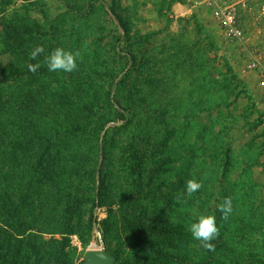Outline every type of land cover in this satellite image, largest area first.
I'll list each match as a JSON object with an SVG mask.
<instances>
[{"label":"rangeland","instance_id":"1","mask_svg":"<svg viewBox=\"0 0 264 264\" xmlns=\"http://www.w3.org/2000/svg\"><path fill=\"white\" fill-rule=\"evenodd\" d=\"M245 20V40L236 42L205 9L192 8L191 0H0L5 105H22L21 94L38 95L45 80L42 87L54 96L44 94L49 102L31 97L32 114L39 118L45 108L36 104H48L55 113L46 118L62 121L70 115L61 105L71 102L74 121L81 123V117L84 123L73 138L75 161L90 155L93 165L104 155L102 173L113 183L89 225L97 177L81 168L68 180L71 162L58 168V176L44 170L53 176L44 188L45 202L47 195L51 199L39 222L45 230L32 229L36 237L29 245L22 241L27 233L16 235L9 248L0 249L1 257L25 254L31 262L35 245L42 259L37 264H47L49 253L61 264H83L87 249L104 245L116 264L119 253L129 264H264V89L246 66L254 48L264 51V16ZM37 45L46 53L58 46L80 50L82 62L72 73L46 67L31 73L24 51ZM5 65H11V90L1 72ZM37 75L43 82H35ZM115 101L130 109V124H123ZM132 156L136 174L128 169ZM11 172L0 169V183ZM192 178L203 187L177 202ZM52 187L71 194L58 201ZM228 196L234 211L222 221L217 205ZM134 208L152 224L143 229L147 247L142 240L131 244V231L123 225V214ZM201 214L217 218L214 251L200 247L188 231ZM165 226L175 229L167 233Z\"/></svg>","mask_w":264,"mask_h":264},{"label":"trees","instance_id":"2","mask_svg":"<svg viewBox=\"0 0 264 264\" xmlns=\"http://www.w3.org/2000/svg\"><path fill=\"white\" fill-rule=\"evenodd\" d=\"M38 31L41 32L40 29H38ZM21 45L24 49H26L25 46H28V44L23 42L20 46ZM24 53L26 54L25 58L28 59H23V63L26 62L28 64L36 62L30 60L29 53L25 51ZM10 67L11 65L1 67V72L8 76L6 77L8 78V80L6 79V83L9 84H6L5 88L9 87L11 90L13 86L10 84L12 79L10 76H13V74L10 75V73H12ZM43 80L44 79L37 75L35 82L41 83ZM45 82L46 81L44 80V84H46ZM1 83L2 82L0 81V91L1 88H3ZM44 84L39 85L40 87L36 89V94H38L36 96L31 93L23 92L20 98L24 101L20 103L22 105L16 107H12V105L8 104L5 105L4 99L6 98H4V93L2 91L0 92V118L2 119V117L5 116L4 122L3 119H0V169L4 170L5 166L12 170L11 175L5 181V184L0 183V249H2L3 246L9 248L10 239L13 241L16 235H24L26 233L27 234L24 235L25 238L22 241L25 245H29L36 237V234L32 232V229L37 231L45 230V228L41 227L39 223L45 218V215L48 212V204L51 202L49 195H47V200L45 202V187L51 184L52 177L57 175L58 168H62L65 164L67 165L68 162L72 163V169L66 171V177L68 180H72L77 174H80L81 168L89 171L90 176L93 174L97 177V183L94 185V195L91 197L92 210L89 212V225H92L94 222L93 208L102 205L109 200L108 198H110L111 192L108 189L109 187L112 188L113 183L108 182L107 177L102 173L103 166L105 165V156L103 155L104 159L102 157V161L99 163H97V157L95 164L93 165L89 164L87 161L94 160L90 155H85V162L75 161L76 154L72 153V151L77 145L74 144L73 138L78 137L77 135L80 134L78 129H80L84 123L81 121V117H78V120H80L81 123L74 121L73 118L75 114H72V103L70 102L69 105H61L63 110L65 108V113L70 115L69 117L65 116V119H62V121L64 120L63 122L55 120L54 118L52 121H49L51 119L46 118L47 116L54 117L53 114L55 113V111L53 112L54 109L48 107V104H36L42 106L43 109L45 108V113L42 114V116L40 115L39 118L32 114V111L30 110L33 104L31 97L34 96V100L35 98H42L43 101L49 102L48 99L51 96H54L53 92H48L42 87ZM47 93L51 94V96L46 98L44 94L46 95ZM12 102L14 101L12 100ZM114 105H116L115 110L123 121V124H130L132 121L129 112L130 109L123 107L116 101L114 102ZM7 108H10L11 111H7ZM54 124L56 125L53 126ZM60 127L61 134L59 135L57 131L60 130ZM102 127V125H99L98 129L101 130ZM61 137L64 138V141L62 142H60ZM56 140L58 142V150L53 151L52 149L54 145H56L54 141ZM98 155L99 154H97V156ZM165 161H168V159ZM128 169L132 174L139 172L138 162L133 156L131 157ZM44 170H50L51 172L49 171L48 173L51 175L53 172V176H45L42 174ZM43 180L46 182L44 183ZM55 183H58V181H55ZM174 185H176V183H174ZM115 187L116 189H119V186ZM62 189L56 188L54 190V187H52L53 192H51V194L58 201H61L64 196L67 197L68 194H71L70 190L65 194H62ZM56 195L59 199L55 197ZM130 202L133 204L134 201L130 199ZM138 211L140 210L134 208L129 209L127 215L123 214V225L126 229L131 231V244L133 241V245H137L142 240L147 247L149 244L145 241V237L142 235L144 234L143 229L147 232L152 224L145 223L147 219ZM67 226L68 225L65 227ZM172 229L175 228L171 226L161 228L162 231L167 233L171 232ZM66 230L70 231L71 229L67 228ZM32 248L36 255L31 262L27 259V255L25 254H23L21 258L17 255L11 256L9 260L0 255V264L41 263L42 259L39 256L40 253L38 247L33 245ZM121 255L122 253H119L118 255L116 254V259H120L121 264H129L128 259L121 257ZM52 257L56 264H61L58 256L54 253H49V257L46 260L47 264ZM252 260H254V258H252Z\"/></svg>","mask_w":264,"mask_h":264},{"label":"clouds","instance_id":"3","mask_svg":"<svg viewBox=\"0 0 264 264\" xmlns=\"http://www.w3.org/2000/svg\"><path fill=\"white\" fill-rule=\"evenodd\" d=\"M29 58L31 61H36L27 64L28 71L31 73H36L41 67H46L49 72L72 73L78 70V61L82 62V53L80 50L73 51L59 46L46 53L44 46L37 45L30 51ZM202 187V181L195 178L188 179L183 193H178L176 196L177 202L181 200L182 195L190 198ZM217 210L221 213L220 219L227 221L234 211L232 197H224L217 205ZM188 231L193 240L199 242L200 247L208 251L215 250L213 241L219 238L220 227L217 225L214 214L199 215L189 225Z\"/></svg>","mask_w":264,"mask_h":264},{"label":"built area","instance_id":"4","mask_svg":"<svg viewBox=\"0 0 264 264\" xmlns=\"http://www.w3.org/2000/svg\"><path fill=\"white\" fill-rule=\"evenodd\" d=\"M193 8L205 9L230 41L243 42L246 37V17L257 19L264 16V1L254 0H191ZM247 62L260 88L264 89V51L254 48Z\"/></svg>","mask_w":264,"mask_h":264},{"label":"water","instance_id":"5","mask_svg":"<svg viewBox=\"0 0 264 264\" xmlns=\"http://www.w3.org/2000/svg\"><path fill=\"white\" fill-rule=\"evenodd\" d=\"M48 264H56L54 259ZM83 264H116L115 256L109 253L103 246L99 248H89L85 252Z\"/></svg>","mask_w":264,"mask_h":264},{"label":"crops","instance_id":"6","mask_svg":"<svg viewBox=\"0 0 264 264\" xmlns=\"http://www.w3.org/2000/svg\"><path fill=\"white\" fill-rule=\"evenodd\" d=\"M192 7V6H191ZM193 8V7H192ZM195 9H201V8H195ZM261 36H262V34H261ZM263 38H264V34H263V36H262Z\"/></svg>","mask_w":264,"mask_h":264}]
</instances>
